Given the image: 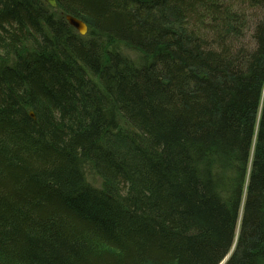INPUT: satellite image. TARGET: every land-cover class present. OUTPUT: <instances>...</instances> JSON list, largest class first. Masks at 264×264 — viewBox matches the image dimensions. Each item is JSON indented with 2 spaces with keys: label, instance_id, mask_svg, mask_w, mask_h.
Returning <instances> with one entry per match:
<instances>
[{
  "label": "trees",
  "instance_id": "16d2710c",
  "mask_svg": "<svg viewBox=\"0 0 264 264\" xmlns=\"http://www.w3.org/2000/svg\"><path fill=\"white\" fill-rule=\"evenodd\" d=\"M56 2L0 0V264H264V0Z\"/></svg>",
  "mask_w": 264,
  "mask_h": 264
},
{
  "label": "water",
  "instance_id": "95a60500",
  "mask_svg": "<svg viewBox=\"0 0 264 264\" xmlns=\"http://www.w3.org/2000/svg\"><path fill=\"white\" fill-rule=\"evenodd\" d=\"M48 5L52 6V7H56V0H44ZM66 19L68 20V22L73 25L77 31L79 32V34L84 35L87 32V25L85 24V22H83L81 19L77 18V17H73L71 15H65ZM30 115L32 117H34L33 112H30ZM230 254V253H229ZM229 254H227L225 256V258L219 263V264H224V262L227 260Z\"/></svg>",
  "mask_w": 264,
  "mask_h": 264
},
{
  "label": "rangeland",
  "instance_id": "374dc122",
  "mask_svg": "<svg viewBox=\"0 0 264 264\" xmlns=\"http://www.w3.org/2000/svg\"><path fill=\"white\" fill-rule=\"evenodd\" d=\"M250 32L247 34L246 39L247 41L250 40ZM249 38V39H248ZM86 178L87 180L94 186H100L101 180L99 176H97L95 173H93L90 169H86Z\"/></svg>",
  "mask_w": 264,
  "mask_h": 264
},
{
  "label": "bare ground",
  "instance_id": "6f19581e",
  "mask_svg": "<svg viewBox=\"0 0 264 264\" xmlns=\"http://www.w3.org/2000/svg\"><path fill=\"white\" fill-rule=\"evenodd\" d=\"M50 6V5H49ZM50 7H52V6H50ZM56 7H57V2H56ZM56 7H52V8H56ZM66 15H70V14H66ZM72 16V15H71ZM73 17H75V16H73ZM65 19H66V17H65ZM80 19V18H79ZM82 20V19H81ZM66 21H67V23L72 27V28H74L76 31H77V29L73 26V25H71L69 22H68V20L66 19ZM83 21V20H82ZM84 22V21H83ZM86 24V23H85ZM87 25V24H86ZM88 28V27H87ZM87 31H88V29H87ZM77 33L79 34V32L77 31ZM87 33V32H86ZM81 35V34H80ZM85 35V34H84Z\"/></svg>",
  "mask_w": 264,
  "mask_h": 264
}]
</instances>
